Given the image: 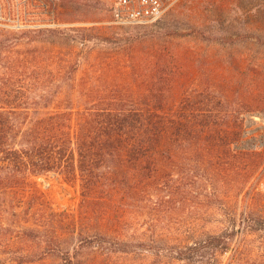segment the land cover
I'll return each mask as SVG.
<instances>
[{
  "label": "trees",
  "instance_id": "trees-1",
  "mask_svg": "<svg viewBox=\"0 0 264 264\" xmlns=\"http://www.w3.org/2000/svg\"><path fill=\"white\" fill-rule=\"evenodd\" d=\"M93 29L47 28L46 47L0 41V264H127L158 243L147 231L176 173L202 172L221 153L246 162L225 149L240 133L236 115L209 122L203 54L171 44L190 31ZM51 175L77 185L76 212L52 209L36 180ZM138 202L151 244L124 234Z\"/></svg>",
  "mask_w": 264,
  "mask_h": 264
},
{
  "label": "rangeland",
  "instance_id": "rangeland-1",
  "mask_svg": "<svg viewBox=\"0 0 264 264\" xmlns=\"http://www.w3.org/2000/svg\"><path fill=\"white\" fill-rule=\"evenodd\" d=\"M156 26L191 32L171 44L203 54L209 122L224 123L229 111L236 115L240 133L225 149L227 156L244 157L246 162L226 163L221 153L219 163L202 172L192 168L185 178L176 173L173 198L159 207V219L152 220L154 226L147 231L158 243L149 251L125 255L124 260L127 264H264V0H181L154 22L137 26L113 22L109 0H0L3 45L14 36L24 47L49 46L46 29L50 27L125 35ZM36 180L54 211H77V185L52 175ZM136 204L130 205L129 215L136 217L126 223L124 234L151 244L141 234L147 228L143 205ZM150 250L163 255L157 258ZM60 263L52 255L35 264Z\"/></svg>",
  "mask_w": 264,
  "mask_h": 264
},
{
  "label": "built area",
  "instance_id": "built-area-1",
  "mask_svg": "<svg viewBox=\"0 0 264 264\" xmlns=\"http://www.w3.org/2000/svg\"><path fill=\"white\" fill-rule=\"evenodd\" d=\"M181 0H109L112 21L121 25H146L162 17Z\"/></svg>",
  "mask_w": 264,
  "mask_h": 264
}]
</instances>
